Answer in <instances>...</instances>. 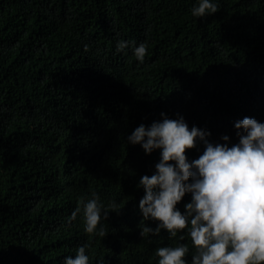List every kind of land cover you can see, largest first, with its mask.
I'll list each match as a JSON object with an SVG mask.
<instances>
[{"label":"trees","instance_id":"1","mask_svg":"<svg viewBox=\"0 0 264 264\" xmlns=\"http://www.w3.org/2000/svg\"><path fill=\"white\" fill-rule=\"evenodd\" d=\"M211 2L219 10L199 18V0H0V264H64L85 244L89 264H158L159 247L181 244L191 264L187 228L140 234L158 222L143 220L138 185L161 157L128 136L161 113L229 146L235 122L264 123V0ZM92 193L117 205L95 234Z\"/></svg>","mask_w":264,"mask_h":264},{"label":"clouds","instance_id":"2","mask_svg":"<svg viewBox=\"0 0 264 264\" xmlns=\"http://www.w3.org/2000/svg\"><path fill=\"white\" fill-rule=\"evenodd\" d=\"M218 10V4L211 0H199L192 15L202 18ZM128 46L126 41L118 42L117 51ZM146 54L145 43L134 49L141 63ZM161 116L162 121L141 124L128 136V142L139 144L146 154L160 150L161 157L155 172L142 176L138 185L144 190L139 201L143 220L158 222L155 228L145 226L141 236L166 230L170 237H176L187 228L196 249L191 264H264V123L250 117L235 122L239 141L229 146L227 135L221 137L226 143H213L208 139L210 132L196 126L189 129L182 116ZM198 141L204 145L203 153L189 162L186 152ZM186 194H191V202L184 205L182 213L176 206ZM116 207L113 202L105 208L100 197L92 193L83 205L85 231L97 233L98 224ZM80 211L77 207L69 222ZM107 234L101 226L98 235ZM87 247H79L75 258L65 257L64 264H89ZM188 252L186 244L159 247L158 264H188Z\"/></svg>","mask_w":264,"mask_h":264}]
</instances>
